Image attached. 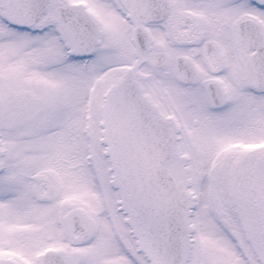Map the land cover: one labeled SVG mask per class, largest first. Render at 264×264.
I'll list each match as a JSON object with an SVG mask.
<instances>
[{
	"label": "snow or ice",
	"instance_id": "1",
	"mask_svg": "<svg viewBox=\"0 0 264 264\" xmlns=\"http://www.w3.org/2000/svg\"><path fill=\"white\" fill-rule=\"evenodd\" d=\"M0 264H264V0H0Z\"/></svg>",
	"mask_w": 264,
	"mask_h": 264
}]
</instances>
